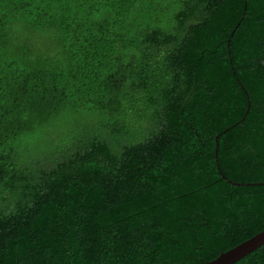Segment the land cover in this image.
Listing matches in <instances>:
<instances>
[{
  "label": "trees",
  "instance_id": "1",
  "mask_svg": "<svg viewBox=\"0 0 264 264\" xmlns=\"http://www.w3.org/2000/svg\"><path fill=\"white\" fill-rule=\"evenodd\" d=\"M76 113L60 158L22 146ZM263 229L264 0H0V264H205Z\"/></svg>",
  "mask_w": 264,
  "mask_h": 264
},
{
  "label": "rangeland",
  "instance_id": "2",
  "mask_svg": "<svg viewBox=\"0 0 264 264\" xmlns=\"http://www.w3.org/2000/svg\"><path fill=\"white\" fill-rule=\"evenodd\" d=\"M97 120L86 113H76L70 116H62L53 125L45 127L43 130L23 139L21 144H27L37 151V156H49L52 154L56 158L61 157V152H56L55 147L72 144L73 141L82 137L80 130L87 126L95 127ZM21 146V147H22Z\"/></svg>",
  "mask_w": 264,
  "mask_h": 264
},
{
  "label": "water",
  "instance_id": "3",
  "mask_svg": "<svg viewBox=\"0 0 264 264\" xmlns=\"http://www.w3.org/2000/svg\"><path fill=\"white\" fill-rule=\"evenodd\" d=\"M264 245V229L205 264H234Z\"/></svg>",
  "mask_w": 264,
  "mask_h": 264
}]
</instances>
